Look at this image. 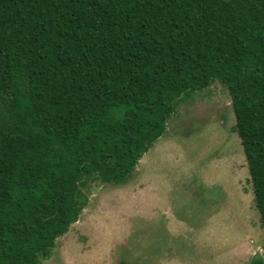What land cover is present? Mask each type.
Listing matches in <instances>:
<instances>
[{"label":"trees","instance_id":"16d2710c","mask_svg":"<svg viewBox=\"0 0 264 264\" xmlns=\"http://www.w3.org/2000/svg\"><path fill=\"white\" fill-rule=\"evenodd\" d=\"M216 82L264 231V0H0V264H42Z\"/></svg>","mask_w":264,"mask_h":264},{"label":"rangeland","instance_id":"374dc122","mask_svg":"<svg viewBox=\"0 0 264 264\" xmlns=\"http://www.w3.org/2000/svg\"><path fill=\"white\" fill-rule=\"evenodd\" d=\"M233 124L220 83L183 94L126 182L89 184L42 264H248L264 231Z\"/></svg>","mask_w":264,"mask_h":264}]
</instances>
